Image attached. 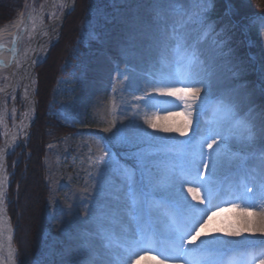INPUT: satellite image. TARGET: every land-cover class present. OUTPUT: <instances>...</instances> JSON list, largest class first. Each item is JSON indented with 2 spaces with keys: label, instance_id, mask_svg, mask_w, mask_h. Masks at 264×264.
<instances>
[{
  "label": "rangeland",
  "instance_id": "374dc122",
  "mask_svg": "<svg viewBox=\"0 0 264 264\" xmlns=\"http://www.w3.org/2000/svg\"><path fill=\"white\" fill-rule=\"evenodd\" d=\"M45 1L37 0L32 6L29 4L28 8L19 15L26 16L30 9L38 10ZM63 1L65 4L57 8L55 18L65 8L67 0ZM140 1L92 0L83 9L80 0H77L75 10L67 16L60 33L56 34V39L50 42L51 47L45 59L46 61L49 59L47 64L45 65L44 60L45 62L40 63L36 69L43 71L48 67L51 68L48 72L50 77L45 83L44 90L41 84H36L38 105L35 122L28 137L7 161L9 185L6 190L5 206L7 207L12 201L9 189L11 184H15L20 171L17 166L19 163L23 164L24 158L29 154L28 147L36 138L42 145V163L48 185V197L43 205V217H38L37 231L33 233L31 249L24 256L23 261H19L20 264H57L54 258L59 259L60 254L70 249L68 246L71 238L68 239V234L75 232L76 237L71 239V242L76 241V244L72 246L74 259L68 264H76L78 260L84 259L86 253L81 247L82 233L87 229V227L84 228V211L90 213L93 208H97V215L93 218L98 219L92 218V223H99L111 230L107 237L101 233L88 240L93 250L108 251L112 256L117 253L126 255L125 245L129 244H125L124 240L119 238V233L125 227L132 226L133 229L130 230L133 231V240L139 239L142 232L145 235H155L157 245H141L143 250H137L131 264H143L139 260L143 255L150 256L162 264H182L181 261L171 259L163 261L162 257L157 255V250L171 247V240L161 231L164 228L167 229L171 223L170 215L175 211L177 195L181 192L189 204L206 209L201 217L206 227L199 230L200 235L195 242L185 241L186 248L196 249L201 241H213L214 237H216L215 240L226 241L224 233L237 230L235 224L239 220L243 221L239 209L232 207V202L235 200L232 193L237 190L243 191L242 181H244L246 169L242 167V161L220 157L215 171L211 174L204 168L201 161V152L204 153V159H207L208 153L213 152L217 146L214 143L211 149L208 147L213 138L215 116L211 102L214 101L210 100L199 116L194 107L192 115L187 116L191 123H187L188 119L186 122V117H182L181 126L185 132L183 136L180 133L170 132H144L138 135L136 132L129 131L127 127L119 125L113 117L114 111L97 113L92 101L86 97L88 86L85 83L84 73L86 74L87 62L97 55L96 51L106 36L120 37L119 30L128 18L126 15L129 16L131 11L135 13ZM224 2L225 13L230 15L233 25L229 29L236 31V35L232 37L229 34L230 36L226 38L234 51L235 58L246 69L240 82L246 81L249 90H254L253 99L255 98L256 104L264 106V95L261 94V88L264 87V79H262L264 35L259 32L261 21L256 19L264 17V0H224ZM208 17L210 21L215 22L216 31L219 32L221 30L219 28L221 24H218L219 17L213 18L211 12L208 13ZM65 24L66 27L63 29ZM190 27H196V25ZM69 29L71 32L68 35ZM214 39L215 36L208 37L207 43L203 45L204 51L210 52L215 57V65L221 69L226 83L233 86L236 81L231 77L227 66H224V58L217 56L213 46ZM58 43H60L59 46L54 49ZM161 77H155L153 80L156 81ZM5 80V76L0 75V83L3 84ZM41 90L43 92H40ZM4 100L8 102L9 107L12 106L11 97H5ZM18 103L20 107V100ZM108 107L111 108L109 105ZM142 107L143 110L146 109L148 120L154 119L156 115L187 114L188 111L183 102L170 96L162 97L161 101L153 100L151 105ZM178 117L180 119V115ZM9 122L11 124L12 120L10 119ZM2 131L0 121V144L3 140ZM145 133L147 136L144 135ZM149 137H164L167 138V142L151 141ZM215 139L219 143L220 137L216 136ZM134 153L143 156L142 167L137 166V161L133 157ZM213 154L215 155L214 152ZM194 163L200 165L198 169L201 173L200 180L210 182L207 186L211 187L214 193H219L213 199L212 206L199 204L187 191L188 187H194L196 184L197 170L194 168ZM125 165L136 172L138 187L142 193L135 202L131 201L125 195L126 190H123L127 173ZM169 177H173L174 182ZM181 180L184 181L182 188ZM113 187H115L113 193L119 197L105 203L101 195L103 192L109 196L113 195L108 192ZM95 188L99 192L97 198H93V194L96 193ZM84 189L87 191L84 192ZM87 195H89V201L84 198ZM200 195L203 197V189ZM60 204H63V207H59ZM117 204L121 206L118 208L119 213L113 210ZM56 211H58L56 214L62 212L63 219L73 213L74 218L70 221H75L74 223L79 225V231L75 227V230L54 227L52 220ZM19 224L23 231V226ZM205 230L211 233L209 237ZM21 237L22 235L19 239ZM257 237L250 239H264ZM102 240L110 241L111 248L101 249ZM171 254L165 253V255ZM193 258H207L217 261L218 264H250V261L259 264L264 256L260 255L259 246L236 248L229 244L210 246L203 253L198 249L193 254Z\"/></svg>",
  "mask_w": 264,
  "mask_h": 264
},
{
  "label": "snow or ice",
  "instance_id": "6c2138e0",
  "mask_svg": "<svg viewBox=\"0 0 264 264\" xmlns=\"http://www.w3.org/2000/svg\"><path fill=\"white\" fill-rule=\"evenodd\" d=\"M213 6L214 0H154L151 11L158 33L156 41L158 61L173 71L156 80L151 85V91L161 96L175 97L180 100L185 104L189 116L192 115L195 107L197 116H199L210 103L212 77L215 74L212 65L205 58L203 45L207 43L209 36H215L213 46L217 51V56L224 58V66H227L236 83L228 90L227 96L218 97L211 102L215 119L212 143H209L208 147L211 149L214 143L217 146L213 150L215 155L210 152L207 159H204V153L201 152L200 156L209 174L215 171L220 157L242 161V167L246 169L244 181L248 182L242 181L243 191L237 190L232 193L235 196L232 207L241 212L244 228L224 233L228 237L237 238L232 241L219 239L201 241L196 249L186 248L185 241L195 242L200 235L199 230L206 227L201 218L206 209L189 204L181 192L177 195L175 211L170 215L168 238L171 240V247L157 250V255L161 256L163 261L171 259L181 261L182 264H218L217 261L207 258H193V254L198 249L203 253L210 246L229 244L236 248L259 246V253L264 256V239H248V236L264 237V106L255 104L254 90H249L246 81L240 82L246 69L235 58L224 29L217 32L215 22L209 20L208 13ZM256 19L261 21L259 32L264 35V17ZM191 25H196V27H190ZM262 79H264V69H262ZM202 90L204 91L203 96L201 95ZM261 94L264 95V87L261 88ZM150 97L151 93L145 91L144 95L136 96V99L152 103ZM145 123L150 128L157 129V125L151 120H145ZM157 130L173 131L166 127H159ZM178 131L180 135H185L183 130ZM144 135L147 136L146 133ZM216 136L220 137L219 143L216 142ZM149 139L167 142V138L164 137H149ZM133 157L137 161V166L142 167L143 156L134 153ZM124 167L127 173L123 190H126L125 195L135 202L142 194L138 187L136 172L128 169L127 165ZM199 167V164L194 163V168L197 170L196 184L194 187H188L187 191L199 204L212 206L213 199L219 193H214L212 188L207 186L210 182L200 180ZM169 179L174 182L173 177ZM183 183L184 181L181 180V188ZM201 189L204 192L203 197L200 195ZM2 199V194H0V202ZM102 231L101 224L93 223L92 228L82 233L81 247L86 256L78 260L76 264H131L132 257L137 250H143L141 245H157L155 235H145L142 232L139 239L133 240L130 246L125 247L126 255L117 253L112 256L108 251L93 250L88 243L91 237L100 235ZM244 233H248V236H244ZM242 236L244 238L239 239ZM100 248L110 249L111 242L102 240ZM166 252L172 254L165 255ZM250 264H254V261H250ZM259 264H264V259H261Z\"/></svg>",
  "mask_w": 264,
  "mask_h": 264
},
{
  "label": "bare ground",
  "instance_id": "6f19581e",
  "mask_svg": "<svg viewBox=\"0 0 264 264\" xmlns=\"http://www.w3.org/2000/svg\"><path fill=\"white\" fill-rule=\"evenodd\" d=\"M35 1L37 0H29L26 7L13 19L0 24V75H4L6 78L3 84L0 83V121L3 128V140L0 144V194L3 197L2 202H0V217L7 214L11 226V218L5 206L6 190L9 185L7 161L9 156L28 137L31 127L35 122L38 105L35 91L36 84H41V88L44 90L46 88L45 83H47L50 77V73L48 74V72L51 68L48 67L43 69V71L40 70L42 74L36 69L40 63L46 61L45 59L50 50L51 43L56 39V34L60 33L64 21L75 10L74 6H77L76 3H78L77 0H67L63 12L56 18L54 15L57 8L65 4L63 0H46L38 10L32 11L30 9L26 16L19 15L28 8L29 4L32 6ZM148 3L151 4L148 5ZM139 4L138 10L135 13L131 11L129 16L128 14L126 15L128 18L119 30L120 37L115 36V38H112L106 36L96 51L97 55L87 62L86 74L84 73L85 83L88 86L86 97H89L92 101L97 113L114 111L113 117L119 122V125L127 127L129 131L136 132L138 135L144 132L160 133L161 131L157 130L159 127L173 129V131L169 132L178 134L180 133L178 130H182V117H186L185 121L187 122V116L189 115L177 113L156 115L151 121L157 125V129L150 128L145 123V120L149 118H147L145 113L146 109L143 110L142 106L151 105V103L136 99V96L144 95L145 91H148L151 93V101L157 99L161 101L164 96L151 91V85L155 83L153 78L167 75L172 70L158 61L156 46L158 33L151 11L154 2H151V0H141ZM47 20H49L48 23ZM65 27L66 24L63 29ZM70 32L71 29L67 30L68 35ZM205 58L212 65L215 73L212 77V94L210 97L211 101H215L218 97L227 96L228 90L232 86L226 83V78L221 73V69L215 65V57L210 52H205ZM48 60L45 62V65ZM37 72L38 75H36ZM98 81L103 82L98 83ZM43 90L40 92H43ZM201 95H204L203 90ZM8 96L13 100L11 107L4 100ZM19 100L21 102L20 107ZM253 100L256 104L255 98ZM178 115H180V119ZM10 119L12 120L11 124L9 122ZM187 123H191L190 119H188ZM114 188L111 189L112 191L108 190V192L112 194ZM86 191L84 189V192ZM95 192L93 198H97L99 195L97 188H95ZM45 194L44 204L48 197L47 184ZM88 196H84V198L89 201L90 198ZM118 197L115 193L109 196V194L107 195L103 192L101 195L105 203ZM116 206L113 210L119 213L118 208H121V206L120 204ZM59 207H63V204H60ZM96 210L97 208H93L90 213H85L86 211H84V228H92L93 223L86 222L98 219L93 218V216L97 215ZM57 212L53 214L52 223L54 227L57 229L64 227V229L71 230L77 228V231H79V225L74 223L75 221H70L74 218L73 213L70 216L67 215L66 219H63L61 216L62 212L56 214ZM70 217L72 218L70 219ZM235 226L237 229H243L244 222L239 220ZM130 227L123 228L119 233V238L124 240L125 244H129L125 246H130L131 243L129 242L133 241V231L130 230L133 228L132 226ZM110 231L104 226L101 233H104L107 237ZM161 232L168 237L169 228H164ZM206 234L209 237L211 233L206 232ZM10 236V228L1 226L0 264H12L14 262L15 264H20L18 261V248L14 242V233L13 243L10 240ZM244 236H248V234L244 233ZM69 237L71 239L76 237V232L68 234V239ZM243 238L242 236L239 239ZM250 238L255 237L248 236V239ZM257 238L264 237L258 236ZM71 239L68 246L70 249L60 254L59 259L57 257L54 258L57 264H68V262L74 259L72 246L76 244V241L71 242ZM234 239L237 238L226 236V241ZM94 241L92 240V244L95 243ZM139 260L143 264H162L146 255L141 256Z\"/></svg>",
  "mask_w": 264,
  "mask_h": 264
},
{
  "label": "trees",
  "instance_id": "16d2710c",
  "mask_svg": "<svg viewBox=\"0 0 264 264\" xmlns=\"http://www.w3.org/2000/svg\"><path fill=\"white\" fill-rule=\"evenodd\" d=\"M29 0H0V24L13 19L21 10H23ZM92 0H80L83 9L89 5ZM213 18H218L220 29H224L226 36H234L236 31L230 30L233 27L231 17L225 13L224 0H214V6L210 11ZM231 32V33H229ZM255 35L254 30H252ZM236 35V34H235ZM230 36V35H229ZM232 40V38L230 37ZM36 138V137H35ZM34 145H33V144ZM28 147V156L24 158L23 164H18L20 169L15 184H11L10 197L12 201L7 205L8 213L11 218L12 226L15 230L14 242L18 248V261L22 262L33 244V233L37 231L38 217H43L44 201L46 198V181L44 167L42 163V145L38 138L31 142ZM22 170H24L22 172ZM19 183V184H17ZM43 206V207H42ZM23 226V231L20 224ZM22 235L21 239L19 236ZM23 253V254H22Z\"/></svg>",
  "mask_w": 264,
  "mask_h": 264
},
{
  "label": "water",
  "instance_id": "95a60500",
  "mask_svg": "<svg viewBox=\"0 0 264 264\" xmlns=\"http://www.w3.org/2000/svg\"><path fill=\"white\" fill-rule=\"evenodd\" d=\"M1 226L9 227L10 228V231H11L10 240L13 243V233H14V229L12 228V226L10 224V221H9V218H8L7 214L5 216H3V217H0V227ZM12 264H15V262L12 263Z\"/></svg>",
  "mask_w": 264,
  "mask_h": 264
}]
</instances>
